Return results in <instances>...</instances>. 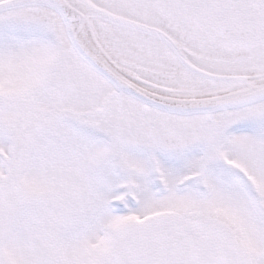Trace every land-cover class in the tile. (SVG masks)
Listing matches in <instances>:
<instances>
[{
    "label": "snow or ice",
    "instance_id": "obj_1",
    "mask_svg": "<svg viewBox=\"0 0 264 264\" xmlns=\"http://www.w3.org/2000/svg\"><path fill=\"white\" fill-rule=\"evenodd\" d=\"M0 264H264V0H0Z\"/></svg>",
    "mask_w": 264,
    "mask_h": 264
}]
</instances>
